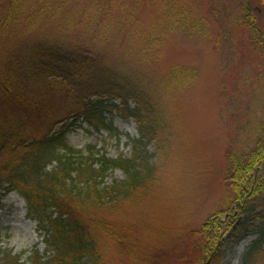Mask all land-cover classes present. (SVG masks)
Wrapping results in <instances>:
<instances>
[{
    "label": "rangeland",
    "instance_id": "rangeland-1",
    "mask_svg": "<svg viewBox=\"0 0 264 264\" xmlns=\"http://www.w3.org/2000/svg\"><path fill=\"white\" fill-rule=\"evenodd\" d=\"M163 1H52L62 8L53 16L56 24L64 27L69 18L83 19V24L74 27L72 37L57 29L58 40L88 42L92 37L97 44H104L105 52L122 69L148 75L157 88L153 96L160 102L164 127L156 144L152 141L147 147L152 154L151 176L121 198L115 206L118 209L108 203L92 217L121 235L118 241L99 224L94 226L98 264H241L251 243L264 239V198L239 208L235 203V211H227L231 191L226 188V151L230 147L244 154L256 141V130L264 118V54L247 43L250 33L245 27L242 30L246 32L237 34L241 0H176L188 11V20L200 18L201 25H207L202 34L198 29L164 30L167 8ZM9 2L0 0V21ZM30 3L26 1L27 7ZM252 3L257 24L264 31V6L258 0ZM98 7H105V12H98ZM49 14L31 27L28 23L13 25L7 40L0 37V59L3 52L28 51L34 38L43 36L47 25L54 24L50 19L53 14ZM148 35L156 38L155 43L138 56V46ZM175 65L196 68L197 75L183 84L167 86L163 79ZM62 101L46 111L49 118L36 136L46 133L50 125L59 129L65 122L69 124L66 142L83 154L94 146L111 158L130 155L127 137L137 136L131 118L112 115L108 118L114 130L95 131L85 121L70 123L67 114L75 108L74 101L69 97ZM23 134L29 137L34 133L27 129ZM125 179L124 171L115 168L105 183ZM211 233L216 234L217 251L211 250L205 238ZM34 248L45 252L44 233L36 216L28 213L25 200L17 191H10L0 200V249L17 254L23 264H31L29 255ZM257 264H264V252Z\"/></svg>",
    "mask_w": 264,
    "mask_h": 264
},
{
    "label": "trees",
    "instance_id": "trees-1",
    "mask_svg": "<svg viewBox=\"0 0 264 264\" xmlns=\"http://www.w3.org/2000/svg\"><path fill=\"white\" fill-rule=\"evenodd\" d=\"M26 1L10 0L6 15L0 21V31L4 33L0 37L4 40L20 23L31 27L44 14H53L50 18L53 19L61 13L62 8L52 3L53 0H30L28 7ZM258 1L264 6V0ZM162 4L167 8L164 30L198 29L200 34L206 31L207 25L203 27L200 18L188 20V11L179 7L176 0H164ZM104 8L98 7V12ZM240 10L238 36L246 32L242 30L245 27L250 33L246 35L247 43L264 54V31L257 24L252 0H241ZM82 21L78 17L72 21L69 18L63 27L53 19L54 24L47 25L43 36L34 38L28 51L19 49L18 54L11 51L9 55L3 52L0 59V200L15 190L25 200L28 213L38 219L46 250L41 253L34 248L29 255L31 264H98L100 255L93 228L99 224L118 241L121 235L112 226L98 223L92 217L95 212L105 210L108 203L118 209L115 206L121 198L149 179L153 165L147 147L150 142H156L164 127L160 102L153 96L157 88L148 75L122 69L118 61L105 52L106 46L97 44L92 37L88 42L58 40V30L63 29V35L66 32L72 37L74 27L83 24ZM51 30H56L55 35ZM153 37L146 36L138 46V56L155 43ZM196 75V68L187 70L175 65L163 83L167 86L183 84ZM51 76L62 79L50 80ZM67 97L75 105L67 114L70 123L85 121L95 131L114 130L108 117L131 118L137 136L127 137L131 143L130 155L111 158L94 146H89L83 154L81 149L66 142L69 124L65 122L59 129L50 125L46 133L36 136L41 134L44 121L49 118L46 111ZM27 129L34 134L24 137L23 131ZM256 133L254 146L247 153L235 152L230 147L226 151V178L229 180L226 188L231 191L226 208L229 212L235 211V203L239 208L254 199L264 198V118ZM5 151L7 153L3 154ZM115 168L122 169L126 179L105 183L108 173ZM205 238L211 250L214 247L217 251L216 234L205 235ZM263 243V237L253 241L241 264H257L264 252ZM0 264L23 263L17 254L0 249Z\"/></svg>",
    "mask_w": 264,
    "mask_h": 264
}]
</instances>
